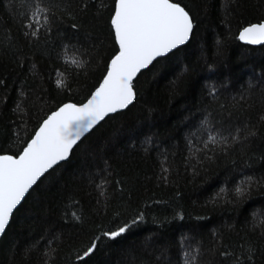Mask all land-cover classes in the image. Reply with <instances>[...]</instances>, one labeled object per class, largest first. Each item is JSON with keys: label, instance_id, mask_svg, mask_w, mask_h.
<instances>
[{"label": "trees", "instance_id": "trees-1", "mask_svg": "<svg viewBox=\"0 0 264 264\" xmlns=\"http://www.w3.org/2000/svg\"><path fill=\"white\" fill-rule=\"evenodd\" d=\"M189 42L132 83L12 214L0 264H264V0H170ZM116 0H0V154L83 104L118 52Z\"/></svg>", "mask_w": 264, "mask_h": 264}, {"label": "water", "instance_id": "water-1", "mask_svg": "<svg viewBox=\"0 0 264 264\" xmlns=\"http://www.w3.org/2000/svg\"><path fill=\"white\" fill-rule=\"evenodd\" d=\"M111 25L118 52L89 98L50 113L18 156L0 154V239L39 179L66 162L74 147L108 116L133 104V81L154 61L187 44L193 29L189 14L170 0H116ZM238 40L264 46V22L242 29Z\"/></svg>", "mask_w": 264, "mask_h": 264}, {"label": "bare ground", "instance_id": "bare-ground-1", "mask_svg": "<svg viewBox=\"0 0 264 264\" xmlns=\"http://www.w3.org/2000/svg\"><path fill=\"white\" fill-rule=\"evenodd\" d=\"M185 45H186V44H185ZM185 45H184V46H185ZM74 148H75V147H74ZM45 174H46V173H45ZM45 174L43 175V177L45 176ZM39 180H40V179H39Z\"/></svg>", "mask_w": 264, "mask_h": 264}]
</instances>
